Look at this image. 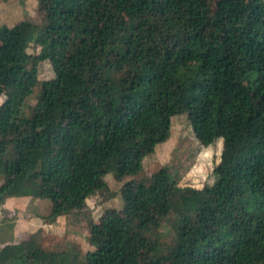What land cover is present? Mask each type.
I'll use <instances>...</instances> for the list:
<instances>
[{
	"label": "trees",
	"instance_id": "obj_1",
	"mask_svg": "<svg viewBox=\"0 0 264 264\" xmlns=\"http://www.w3.org/2000/svg\"><path fill=\"white\" fill-rule=\"evenodd\" d=\"M42 1L44 24L0 26V197L48 199L53 221L104 174L140 172L176 114L221 149L201 188L165 167L124 181L122 215L91 224L82 259L44 260L29 239L3 244L0 264H264V0ZM24 34L53 77L37 79ZM153 216L172 229L165 250Z\"/></svg>",
	"mask_w": 264,
	"mask_h": 264
},
{
	"label": "rangeland",
	"instance_id": "obj_2",
	"mask_svg": "<svg viewBox=\"0 0 264 264\" xmlns=\"http://www.w3.org/2000/svg\"><path fill=\"white\" fill-rule=\"evenodd\" d=\"M45 6L42 0H0V26H11L21 20L42 25L45 23ZM23 37L28 44L26 52L36 62L37 79L42 81L53 77L51 65L44 59L43 49L33 43L32 35L24 34ZM228 51L231 53V47H228ZM1 71H6V68L2 67ZM38 89L39 85L35 86L32 94L26 98L25 114L29 113L35 103ZM4 93L5 85L0 82V102L4 99ZM220 149L221 139L212 145L202 146L193 135L187 115H173L170 117L167 140L156 144L153 152L143 157L140 172L119 177L111 173L104 174V185L100 189L92 192L83 201L69 206L66 214L56 217L53 221L46 219L50 208L48 199L20 196V218H17L20 223L15 237L17 241L32 239L40 246L44 260L56 259L61 252L66 251H73L78 259H82L86 251H92L96 247L89 238L91 224L100 221L105 215H122L119 187L124 181L145 179L156 169L165 167L177 185L201 188L214 180L212 169L219 160ZM3 181V175H0V185ZM17 197L1 196L0 205ZM152 221L156 228L149 236L165 250L167 244L172 242V229L158 216H153ZM135 223L136 218L131 217L127 226L130 232L135 231ZM140 256L144 259L145 254L140 253Z\"/></svg>",
	"mask_w": 264,
	"mask_h": 264
},
{
	"label": "crops",
	"instance_id": "obj_3",
	"mask_svg": "<svg viewBox=\"0 0 264 264\" xmlns=\"http://www.w3.org/2000/svg\"><path fill=\"white\" fill-rule=\"evenodd\" d=\"M18 202H20L19 197L8 199L4 204L0 205V247L6 243L14 244L20 242L15 237L18 224L20 223L17 219L20 218ZM14 213L15 216H13ZM22 220L24 221L25 219Z\"/></svg>",
	"mask_w": 264,
	"mask_h": 264
}]
</instances>
